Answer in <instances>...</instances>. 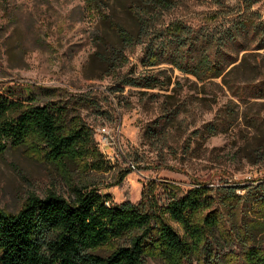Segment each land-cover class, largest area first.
<instances>
[{"label":"rangeland","instance_id":"rangeland-1","mask_svg":"<svg viewBox=\"0 0 264 264\" xmlns=\"http://www.w3.org/2000/svg\"><path fill=\"white\" fill-rule=\"evenodd\" d=\"M96 1L131 26L115 0ZM90 2L0 0V95L32 92L65 107L66 131L88 129L100 155L86 151L82 160L80 148L81 156L57 166L32 146L7 149L0 154V211L17 214L30 195L42 198L48 191L69 200L72 189L84 185L115 204H135L149 183L164 202L171 195L166 186L184 192L198 181L218 201L224 184L235 185L241 196L240 188L263 179L264 164L255 161L264 148V0H171L167 9L154 8L146 17V42L128 49L127 65L110 75L90 59L99 39L111 36ZM238 23L247 33L233 44ZM251 23L263 34L248 29ZM172 25L190 31L194 46L220 65L218 77L197 80L164 62L141 63L146 47L158 46ZM125 76L158 82L150 90L122 88ZM234 214L224 215L228 225L239 219L237 209ZM145 264L165 263L149 258Z\"/></svg>","mask_w":264,"mask_h":264},{"label":"trees","instance_id":"trees-1","mask_svg":"<svg viewBox=\"0 0 264 264\" xmlns=\"http://www.w3.org/2000/svg\"><path fill=\"white\" fill-rule=\"evenodd\" d=\"M115 2L126 9L131 26L116 21L96 0L90 2L99 26L111 34L99 39L90 56L107 75L127 65L128 49L146 42L148 12L171 5V0ZM245 27L236 25L230 35L233 44L238 34L246 32ZM247 28L263 34L260 25L251 23ZM159 38L158 46L146 47L141 59L144 66L164 62L197 80L221 74L220 65L194 46L187 28L172 25ZM156 81L152 76L120 78L122 88L150 90ZM68 115L65 107L38 100L32 92L25 97L1 94L0 154L9 148L32 146L44 161L57 166L81 156L80 148L82 160L86 151L91 157L100 156L89 141L88 129L66 131L63 122ZM255 163L264 164V148ZM82 164L84 168L86 163ZM154 185L149 183L135 204H115L110 195L86 185L74 187L69 200L55 191L42 198L30 195L17 214L0 211V264H145L149 258L165 264H264V177L240 188L245 191L241 196L235 185L224 184L218 189V201L202 182L195 181L184 192L166 186L171 195L164 202L153 195ZM235 209L239 219L228 225L224 215L234 219ZM171 222L180 225L184 234Z\"/></svg>","mask_w":264,"mask_h":264},{"label":"built area","instance_id":"built-area-1","mask_svg":"<svg viewBox=\"0 0 264 264\" xmlns=\"http://www.w3.org/2000/svg\"><path fill=\"white\" fill-rule=\"evenodd\" d=\"M102 132H104V131H102ZM133 168V167H132Z\"/></svg>","mask_w":264,"mask_h":264}]
</instances>
